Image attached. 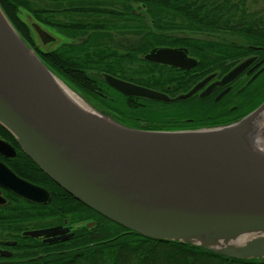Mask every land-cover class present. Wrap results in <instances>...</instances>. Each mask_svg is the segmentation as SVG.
<instances>
[{
	"label": "water",
	"instance_id": "obj_1",
	"mask_svg": "<svg viewBox=\"0 0 264 264\" xmlns=\"http://www.w3.org/2000/svg\"><path fill=\"white\" fill-rule=\"evenodd\" d=\"M32 25L43 44L56 40L38 22ZM178 55L184 56L161 48L146 58L171 62ZM174 64L186 67L184 61ZM244 66L234 68L224 81L233 80ZM104 77L126 95L171 100L118 76ZM56 78L77 93L24 40L0 4V124L43 171L76 199L145 237L264 260V149L256 145V128L245 127L264 109V101L221 126L140 129L94 109L77 93L91 108L81 107ZM197 89L177 98H188ZM0 150L16 154L5 139H0ZM0 185L30 202L52 199L47 188L20 178L1 161ZM6 203L0 193V206ZM69 230L54 226L25 234L58 241L72 238L75 232L65 234ZM0 254L11 253L0 249Z\"/></svg>",
	"mask_w": 264,
	"mask_h": 264
},
{
	"label": "trees",
	"instance_id": "obj_2",
	"mask_svg": "<svg viewBox=\"0 0 264 264\" xmlns=\"http://www.w3.org/2000/svg\"><path fill=\"white\" fill-rule=\"evenodd\" d=\"M251 1L0 0V4L24 40L34 49L30 26L21 16L23 9L30 12L38 23L55 27L71 37L73 41L44 52V62L83 93H86V86H90L96 93H92L93 98L89 97L97 102L99 109L125 126L135 128L132 125L138 116L146 117L149 121L155 120L159 109H150L149 103H157L120 93L105 81L104 73L133 80L136 75L133 63L140 59V53L148 51L150 43L156 42L203 44L194 48L198 53H213L211 57L214 58H235L256 52L252 45L264 46V7L252 9ZM132 27H182L187 34L173 37L162 32L132 33L125 30ZM190 31L230 33L240 36L247 45H230L226 39L190 37ZM133 34L134 38L131 37ZM262 100L263 97L255 101L246 112L252 111ZM0 138L12 141L20 148L16 137L1 124ZM18 155L28 165L29 171L25 176L53 190L54 196L47 205L23 201L16 213H8V224L12 227L14 223L15 229L21 234L23 230L35 227L43 218L52 215L57 222L68 218L73 223H84L68 243L55 248L57 253L53 263L47 258L44 261L47 264H264V260L236 259L189 243L145 237L76 199L24 151L19 150ZM96 215L103 217L109 224L102 223L104 228L101 236L93 239L90 233L85 232V223L94 220ZM4 222V213L0 211V233H3ZM25 240L19 245L25 244ZM22 249L25 251L26 247ZM29 256H24L21 262L38 264Z\"/></svg>",
	"mask_w": 264,
	"mask_h": 264
},
{
	"label": "flooded vegetation",
	"instance_id": "obj_3",
	"mask_svg": "<svg viewBox=\"0 0 264 264\" xmlns=\"http://www.w3.org/2000/svg\"><path fill=\"white\" fill-rule=\"evenodd\" d=\"M113 30L116 31V29ZM125 30H130L132 33H136V31L162 32L167 36L172 35L173 37H184V34H187L182 27L180 29L132 27ZM216 34L220 33L190 31L189 36L195 38L222 40L214 38V35ZM212 35L213 37H211ZM134 36V34L131 35L132 38H134ZM112 37L115 38L114 36ZM226 40L230 43V45H247L245 42ZM113 41L114 40H112V42ZM201 45L203 44L186 45L182 43L156 42L149 44L147 52L139 54V64H136L138 61L133 63L135 64L133 69L136 73L135 78L133 80L122 77L120 78L137 85L162 92L169 96L171 100L166 101L137 95H126L113 87L128 97L146 98L157 103H149L150 109H159L158 114L154 117L155 120L149 121L146 117L138 116L134 119V125L132 126L140 129L152 128L150 130H188L221 126L241 119L256 109L264 101V46L252 45V47L256 48V52L241 54L239 57L235 58L232 56H227L225 58H217L215 56L214 58L211 57L213 53H198V50H196L194 46ZM210 45L211 44H208L207 46ZM35 48L36 52L43 58L44 52L40 50L39 46H35ZM161 48L180 50L183 52L184 56L181 58L180 55H178V58H171V60H173L171 62L153 61L146 58V55L151 53L153 50ZM201 55H209V57H201ZM191 60H194L195 64L189 66L191 65ZM180 61H184L186 67L174 64ZM242 64H245L244 68L237 76H235V78H233V80L224 81L225 76L230 71ZM139 77L144 79H140ZM195 87H198V89L190 97L185 99L177 98L182 94L189 93ZM185 88L186 90H183ZM84 90L90 95H93L94 92L96 93V91H93L90 86H86ZM262 97L263 100L261 103L253 107L252 111L246 112L251 104L255 101L258 102V100L262 99ZM5 140L10 142L15 148L16 154L8 156L3 154L0 150V161L11 168L20 178L40 185L33 181L31 177L25 176L29 169L27 163H25L21 156L18 155L19 150H22L21 146L19 148V146L15 145L12 141L7 139ZM43 187L47 188L52 193L53 198V190L47 186ZM0 193L7 200L6 204L0 206V211L4 213L5 221L4 230L2 229L3 233H0V249L11 253L10 255L0 254V264H24L21 261L26 255H30L28 258L35 259V263L38 264L41 262H43V264H47L44 262L47 258L51 259L53 263V257L57 253L55 248L63 243H68L72 238L68 240L51 241L50 239L54 236L43 235L34 237L25 234V232L54 226H64L70 228V230L65 234L75 232V236L77 234V230L84 225L83 222L73 223L68 218H64L62 221L57 222L55 220V216L52 215V217L47 216L43 218L41 223L38 222L35 227L23 230L20 234L15 229L14 223L13 225L11 224L12 227L8 224V213L10 211L16 213V211H18L20 206L23 204V201L27 200L2 185H0ZM102 223L104 224L107 222L103 219V217L96 215L94 220H90L85 223L87 226L85 232L90 233L93 239H98L104 228L103 225H101ZM23 239H26L25 244L21 243L19 245ZM23 246L26 247L25 251L22 249Z\"/></svg>",
	"mask_w": 264,
	"mask_h": 264
},
{
	"label": "rangeland",
	"instance_id": "obj_4",
	"mask_svg": "<svg viewBox=\"0 0 264 264\" xmlns=\"http://www.w3.org/2000/svg\"><path fill=\"white\" fill-rule=\"evenodd\" d=\"M250 6L252 9H259V8H263L264 7V0H252L250 2ZM21 16L22 18L29 24L30 26V31H31V36H32V39H33V43L35 46H39L40 47V50H42L43 52H46V51H50V50H53V49H56L57 47H59L61 44L65 43V42H70V41H73V39L67 35H65L64 33H62L60 30L56 29L55 27H52L50 25H46L44 23H41L42 24V27L44 29H46L49 33H51L54 37H56V40L50 44H43L38 33L36 32V30L33 28L32 26V23L33 22H37L36 18L30 13L28 12L27 10H21ZM39 21V20H38ZM115 33V32H114ZM213 37V35L211 36ZM214 38L216 39H228L229 41H238V42H244L243 39L237 35H234V34H224V33H220V34H216L214 35ZM112 41V39H111ZM63 79H65V81L67 83H69L72 87L73 85L68 81V79L62 77ZM74 90L80 95L82 96L92 107L94 106L96 109H98L99 111H101L102 109H99V107L97 106V102L92 99V95L88 94V92L86 93H83L81 91V89H77L75 87H73ZM91 96V97H89ZM93 107V108H94ZM94 108V109H95ZM103 108V107H102ZM103 112V110L101 111Z\"/></svg>",
	"mask_w": 264,
	"mask_h": 264
},
{
	"label": "bare ground",
	"instance_id": "obj_5",
	"mask_svg": "<svg viewBox=\"0 0 264 264\" xmlns=\"http://www.w3.org/2000/svg\"><path fill=\"white\" fill-rule=\"evenodd\" d=\"M64 91V93L75 103L81 107L90 110V106L80 97L77 93L73 92L67 85H65L60 79H55ZM245 127H255L256 128V145H258L262 150L264 149V109L260 111L257 115L253 117L252 120L245 124ZM263 146V147H262ZM247 236H242L240 239L244 240Z\"/></svg>",
	"mask_w": 264,
	"mask_h": 264
}]
</instances>
